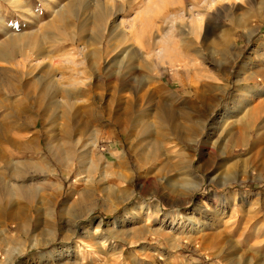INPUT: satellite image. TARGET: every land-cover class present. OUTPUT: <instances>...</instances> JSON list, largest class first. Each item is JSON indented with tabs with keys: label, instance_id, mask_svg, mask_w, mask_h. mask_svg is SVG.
<instances>
[{
	"label": "rangeland",
	"instance_id": "374dc122",
	"mask_svg": "<svg viewBox=\"0 0 264 264\" xmlns=\"http://www.w3.org/2000/svg\"><path fill=\"white\" fill-rule=\"evenodd\" d=\"M116 1L119 9L122 0ZM136 1L112 18L110 26L123 19L129 27L151 18L168 31L190 19L184 9L208 12L193 45L199 51L190 48L186 54L177 47L178 57L158 65L150 62L149 68L139 61L137 82H124L116 92L113 77L106 91L93 94V115L86 106L90 100L72 110L66 101L75 91L72 80L90 69L78 53L83 44L79 28L94 0H20L17 9L0 0V42L5 45L0 57V129L5 131L0 136V264H264V142L254 154L246 147L224 153L214 144L218 136H212L211 127L238 89L235 81L243 59L254 49L263 50L264 0ZM61 14L66 15L63 20ZM217 22L234 29L239 55L223 59L215 54ZM140 27L121 46H141ZM205 30L213 33L207 44L202 42ZM16 31L25 33L30 49L25 48L30 55L27 68L18 76L6 43ZM117 33L112 34L115 46ZM31 43H41L42 49ZM109 49L105 40V55ZM49 61V66L44 64ZM48 68L56 80L51 85L45 78ZM47 86L53 89V106ZM247 86L243 82L242 89ZM196 87L198 94L217 100L198 98ZM134 98L139 105L131 113L123 105ZM263 98L264 93L254 101ZM77 107L79 115L74 114ZM185 114L192 122L183 119ZM236 121L230 118L227 129L234 123L238 136ZM177 124H191V130L205 125L193 142L176 130ZM147 125L151 130L145 134ZM151 143L154 169L165 163L174 167L167 174L172 186L146 177L149 165L143 154L151 151ZM186 169L197 176L188 201ZM155 187L168 199L151 197L148 191ZM158 203L164 209L157 214Z\"/></svg>",
	"mask_w": 264,
	"mask_h": 264
},
{
	"label": "bare ground",
	"instance_id": "6f19581e",
	"mask_svg": "<svg viewBox=\"0 0 264 264\" xmlns=\"http://www.w3.org/2000/svg\"><path fill=\"white\" fill-rule=\"evenodd\" d=\"M115 1L114 0H94L93 7H90L91 9L88 12H85L88 14L83 19L84 21L82 22V26H81V21H79L80 26H81V29L79 28V30H80L79 31L80 32V34H79L80 39L79 40H82L83 44H82V46L78 47V51H79L78 53L80 55L82 54V56H83L81 63L86 64L87 62H89L88 64L90 66V69H88V71L86 69L87 75H85L82 78L78 77V76L76 78L73 77L74 78L72 80L73 83H71V84L73 86L72 88H74L75 91L70 92L71 94H69L68 99L66 101L67 106H69V105L71 106V110L76 105V103H78V102L81 103L82 100L86 99V102L90 100V102L86 106H88L87 107L88 109L90 108L89 111H91L94 115V113L97 112V108L94 105L96 102L93 100V96H94L93 94L97 90L104 91L105 89H107V86L111 85L113 77L117 78V84L113 85V88L115 89L116 92L121 91L124 82H127V81H130V82L134 81L135 82L137 79V76H138L137 72L139 71V68H141L139 61L144 62V67H147L150 62L154 63L155 61L157 62V65L160 63H163V62L168 63L169 59H171V57L172 58L178 57V55H175V52H174V50L179 49L177 47H181V49L184 52H186V54H189L190 48H193L192 50L194 52L198 53V51H199L198 48H194L195 46L193 47V45L197 42L196 37H198V35H201L200 32H201L202 24H203V21L206 19V17H208L207 16L208 12H206V14L200 13V12L195 14L192 12L191 9L190 10L184 9L185 15L190 17V19L187 21L181 22L180 24H177L176 26H172L174 28H172L171 30H168V31L165 29L162 30V28H160L159 26H156V24H153L152 21L150 20L151 18L150 19H147V18L143 19L142 18V20H141L140 19L141 16L139 18L140 19L139 21L141 23L133 22L132 26L129 25L130 29H128L129 28L128 26L126 27L123 25V21H122L123 19L121 20V24H119V25L117 24L115 26H110V22H111L112 18L118 17V15H120V13L122 11H125L127 9L128 5L136 6L135 2H137V1L136 0H122L121 1L122 3L121 4L119 3L120 4L119 9L115 8L116 5H113ZM216 1L217 0H209L210 3H213ZM7 2L11 5H14V7L17 9L19 7L18 5H19L20 0H7ZM92 2H93V0H92ZM142 2L145 4L144 1H142ZM147 2H148V0H147ZM0 5H1V3H0ZM1 8H2V6H0V10H1ZM86 9H88V8H86ZM65 11L67 12L66 8H65ZM149 13H148V15L147 14L146 15L150 16ZM157 14H159V12ZM155 15H153V16H155ZM64 16H66V15L61 14L60 18L63 20ZM161 16L162 15H160V17ZM78 17H79V15H78ZM154 20H155V17H154ZM153 22H155V21H153ZM232 23H234L236 27L239 24L237 20H234ZM18 25H19V22L15 25V27H18ZM67 25H71V24L69 23ZM138 25L141 26L140 27L141 30L139 29L140 30L139 34L142 36L143 44L139 47L132 45V44H129L127 46H121V44H123L124 42H128L134 36L135 30L133 28H135V27L137 28ZM226 25H227L226 23L221 24V23L217 22V28H216L217 35L212 40L213 45H214L215 54L222 56L221 58H223V59H227L228 55H232L235 57L241 53V51L236 52L234 50V47L236 48V44L233 41V36H234L233 30L234 29L228 28V27H226ZM67 30H68V28H67ZM216 30H215V32H216ZM115 31L118 32L117 37H116V41H117L116 46L113 45V43H112V34H113V32L115 33ZM137 31H138V29H137ZM137 31H136V34H138ZM248 32L253 33V32H251V28L248 29ZM47 33H46V35H47ZM202 34H203L202 35L203 36L202 42H204V44L205 43L207 44V41L211 39V35L213 33H211L208 30H205L204 33H202ZM71 35L72 34L70 32V36ZM24 36H25V33H23L22 31H16L14 33V35L11 34V37L9 38V40L6 41L7 44L9 43L8 51L10 53H12L13 57H15V65L17 67L15 73H17V76L22 74L20 71L25 70V69L22 70L23 67L27 68L25 65H27L28 63H25V62L27 59H29L28 56H30V55L27 56V53L25 51V48H28V45L25 42ZM73 36H72V38L75 37V36L74 37ZM8 37H6V38H8ZM46 38H47V36H46ZM46 38H45V40L43 39V41H46ZM29 40H30V38H29ZM105 40H107L108 45L110 47L108 54H106V55L104 54V51H103ZM82 41L81 42L79 41V42L82 43ZM32 44L33 43H31V46L32 47L34 46L35 47L34 49H36V50L38 49L39 51L42 49L41 43H39V44L37 43V45L35 43L33 45ZM257 44H259V42ZM4 46L5 45L3 43H1V45H0V57H2V55L5 54V47ZM29 46H30V42H29ZM72 49H75V48H72ZM203 49H205V48H203ZM28 51H30V49ZM76 53H77V51H76ZM257 53H258V49H254L253 52H251L249 55H247L245 57V59H243L241 65H240V69L237 72V78L235 81V83L238 84V89H236V91L233 92L231 98L229 99V102L226 104L223 111L217 117V119H218L216 122L217 124H215L214 126L213 125L211 126L212 130L214 129L212 132V136L213 135L218 136L214 140L215 141L214 144L217 147L221 146L219 150H221V151L224 150L223 151L224 153L232 152L236 148L246 147L248 149V151L251 152V154H254V150L256 148H258L261 145V143L264 142V98L261 99L260 101L258 100L259 102H256V103L254 101V99H256L258 96H260L261 94L264 93V46H263V50L260 53H258V58L254 59V57L252 55L257 54ZM73 54H74V52L72 51L71 56H73ZM212 54H214V53L212 52ZM73 59L74 58H72L71 61L77 65L78 64L77 61L73 60ZM35 60H33V61L35 62ZM69 60H70V58H69ZM69 60H68V62H70ZM29 63H31V61H29ZM40 63H42V62H40ZM46 63H48V65ZM44 64L49 66L50 61L44 62ZM104 64H106V70H105L106 72L105 73L103 71V65ZM51 68H48V70L46 71L47 75H46V77L44 76L46 78V82L48 80L49 84L52 83V80L56 82V80L53 79L54 72L51 70ZM86 68H87V66H86ZM148 68H149V66H148ZM249 68L253 69V72L248 74L247 72L249 71ZM83 73H85V72H83ZM242 74H244V75L242 76ZM55 78H56V76H55ZM251 80L261 82L262 85L260 84L261 85L260 87H259V85H252V84H250ZM243 82H246L248 84V86L243 87V89H242ZM55 86L57 87V89L60 88V85L58 87L55 84ZM66 89H67V87H66ZM198 89H199V87H196V95L200 99L203 98L202 99L203 101H208L209 99L212 101L217 100V98L214 99L215 96H212V94H208V96L207 95L202 96V95L198 94ZM13 90H14V87H13ZM45 90H47L46 96H47L48 101H49L48 102L49 106L50 105L53 106V102H52L53 101L52 99L54 98L53 94H52L53 89H51V87L49 89V87L47 86ZM55 91H57L56 88H55ZM71 91H72V89H71ZM27 99L28 98H26V100ZM137 101H138L137 98H134L133 100L126 102L125 103L126 105L125 106L123 105V107L125 109L129 110V112H131L130 110L135 111L136 107L139 105L137 103ZM80 109H81L80 107H77L74 110L75 111L74 114L79 115ZM233 117L237 118L236 122L240 124V132H239L238 136H236L235 133L233 132L234 127L232 125L234 123L231 124V128L229 127V125H230L229 124L228 125L229 128L227 129V124L229 123L230 118L233 119ZM183 119L188 121L189 123L192 122L191 117L188 114L183 115ZM119 121H120V119L117 118L116 122L120 123ZM184 124H186V123H184ZM204 125L203 126L200 125L195 130H191V124H189L185 128H184V126H180L178 128V124H177L176 130L178 129V132H180V133L183 132V134L186 138H187V136L191 137L190 139L193 140V142H196L198 137L200 136V133H201L200 128L201 127L203 128ZM146 127L147 128H144L145 134L149 133L151 130V129L149 130L148 125ZM3 133H5V131H2L0 129V136L1 137H2ZM182 138H183V136H182ZM207 143H208V141H207ZM1 146H0V148H1ZM150 147H151V151H149V152L148 151L146 152V150L143 151V152H146L143 154L145 163H147L149 165V167L146 169V173H147L146 177L150 181H154V182L164 180V182L168 184L167 186H172L171 181H173V180H172V178L168 177L169 175H167V174L169 172H171L174 169V167L173 168H172V166L168 167L167 164L166 163L164 164V161H163L162 164H164V165L161 168L154 169L153 165H154V161L156 160V158H155V150L152 146V143H151ZM147 148H149V147H147ZM256 152H258L259 156L263 154L262 149L260 151L257 149ZM160 166H161V163H160ZM196 177L197 176L194 175L190 169L185 170L183 178H184V180L189 181L187 186L184 185L188 190V192H186V194L184 195V197H185L184 199H186L187 201L190 199L191 194L194 193V189L197 185L196 184V181H197ZM194 181H195V183H194ZM148 192H149V195L151 197L155 198L156 200H158L160 198H164L166 200L168 199V198H166V196L162 192V190L157 189L156 187L152 188V189L150 188V190ZM156 206H157V210H155V211L157 214L160 213V211H162L164 209L163 206H161L159 203H158V205L156 204Z\"/></svg>",
	"mask_w": 264,
	"mask_h": 264
}]
</instances>
